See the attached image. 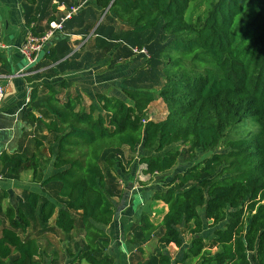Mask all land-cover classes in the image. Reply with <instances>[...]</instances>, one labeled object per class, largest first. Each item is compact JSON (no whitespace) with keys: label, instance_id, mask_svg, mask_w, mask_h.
Listing matches in <instances>:
<instances>
[{"label":"trees","instance_id":"trees-1","mask_svg":"<svg viewBox=\"0 0 264 264\" xmlns=\"http://www.w3.org/2000/svg\"><path fill=\"white\" fill-rule=\"evenodd\" d=\"M71 1L26 0V25L35 22L32 31L44 34L59 20L58 6L80 5ZM193 1L93 0L63 23L66 34L83 39L96 27L94 46L69 56L70 38H61L40 62L49 76L106 58L110 67L133 56L145 61L124 78L123 96L98 92L89 106L78 94L62 96L71 85L67 79L44 84L48 94L42 101L40 85L32 88L27 119L54 137L50 149L56 171L41 185L59 183L56 194L64 202L30 190L24 203L9 205V224L0 226V264H38L42 257L37 238L22 236L30 226L26 203L39 210L43 225L58 213L54 225L67 234L76 229L74 213L81 214L85 244L68 251L69 263L117 264L122 250L112 248L109 229L120 209L116 197H122L117 152L141 145L149 153L137 162L152 177L176 166L183 150L172 147L179 143L188 145V152L211 153L144 193L146 200L163 202L168 210L159 224L141 210L138 244L162 228L158 242L175 244L183 254L173 260L161 251L158 264L190 258H199V264H264V0H211L203 11ZM119 23L125 26L118 28ZM133 47H145L149 58L135 54ZM0 63H7L1 51ZM159 99L167 107L166 117L144 122L149 106ZM35 144L40 148L44 140L36 138ZM221 144L225 150L218 151ZM0 164L12 176L31 170L32 181L41 172L37 153L4 151ZM183 228L191 234L188 244ZM206 228H213L212 244L219 248L213 254L202 235Z\"/></svg>","mask_w":264,"mask_h":264},{"label":"crops","instance_id":"crops-1","mask_svg":"<svg viewBox=\"0 0 264 264\" xmlns=\"http://www.w3.org/2000/svg\"><path fill=\"white\" fill-rule=\"evenodd\" d=\"M6 1H8L9 3L3 6L0 5V12H6V14L9 15L14 14L15 10L21 12L22 21H20V23L22 24V26L21 28L19 27L18 19H13L12 21L10 19L9 22L11 21V24L5 26L4 29L2 28L0 29V43L7 46L5 49H0V51L2 52V56L7 59L6 65L0 63V71L5 76H8L6 78H3L2 80V84L4 85L6 92L3 100L0 102V154L4 151L10 154L12 153L23 154V151L27 146V142L36 136L34 134V130L38 127V122H32L28 120L27 113L31 108L28 105L31 97V90L34 86L40 85L39 84L40 79L43 78L54 79V81H49L47 83H53L55 85L58 84L61 79H67L71 81V85L67 89H64L62 96L64 97V95H66L67 93L78 94L84 98L85 105L89 106L95 94L98 92H106L110 95L119 96V97L123 96L122 88L124 86V78L131 75L136 68L141 66L144 63L145 58L138 59L137 56H133L127 59H122L118 61L113 67L109 66L106 58L99 63H95L93 65L92 64L87 65V67L67 69L65 70V72L61 74L58 71L56 72L57 73L56 75L47 77L45 71L48 67H42L40 64L41 61H44V54H45L44 52L41 54L38 63L31 65V67L28 68V72H32L31 75L28 76L19 75L17 73L23 67H25L27 63L25 58L19 52V47L23 43L25 36L27 34V30L29 28L26 25V19L24 13V4L26 0L24 1L22 0L21 2H17L16 0H12V1L6 0ZM2 2L4 1L0 0V4H2ZM84 2H93V0H88V1L83 0L81 4H83ZM65 8H66L65 4L58 6V12L56 13V16L59 17V20L64 16ZM46 22L47 20L45 19L42 22V25L45 26ZM36 25L37 23L34 22L30 28ZM118 25H119L118 28L124 27L122 23H119ZM48 29L49 28H47L46 31ZM95 29L96 27L85 38L84 44L81 46L80 49L75 46L74 42L77 39L79 40L83 39L82 35L74 34V33L66 34L64 31L57 32L55 34L54 38L51 40L52 43L51 45L55 46L56 43L61 38L67 36L70 38L68 45L71 48H73V50L75 49L74 52L81 53L82 51H88L93 48L94 43L93 45L90 44L88 45L86 43H89V41L92 38L94 39ZM70 55H72V53ZM110 55L111 54H109V56ZM77 61H81L80 58ZM55 70L57 71L58 69L55 68ZM38 75H40V77H38ZM56 77L57 80H55ZM40 90H41V86H40ZM160 101H162V99L156 100L153 103ZM151 105L149 106L148 110L151 108ZM35 113L38 116H41L43 114V111L36 110ZM165 117L166 115L163 118ZM43 134L46 135L47 132L43 130ZM3 169H4V165L0 164V180L2 181L7 180L8 185L0 187V204H1L0 214L5 213V210L9 205L17 207L20 204L24 203L25 202V199L23 198L24 192L26 191L29 192L30 190L28 189V185L31 182H36V181H32L31 170H25L16 176L15 175L12 176L10 174L9 176H7L5 175ZM122 173H124V171L120 169L118 174H121L120 175L121 177L118 179V181L121 180L123 181V184L121 186L123 196L120 198L119 197L116 198V200L120 204V209H119L120 211L118 212L117 219L110 225L109 229H110V234L112 236V248L116 249L117 251L120 248H122L124 252V247L126 248L125 246L126 244L123 246L121 245L120 247L119 243L123 242L122 236L126 235L127 237V234L131 230V226L139 221L140 213L142 210L138 205L136 206L137 208L135 210L134 203L132 205L129 204V200L132 199L131 191L136 192L142 187L143 189H145L150 187V185L147 184L146 186H138L139 187L138 188L134 183L135 181L132 183V181L135 179V176H133L132 173H124V174ZM16 178H18L19 181L16 180ZM44 188H46V186L41 185L42 191ZM138 196H140V193ZM150 203L153 204L162 203L166 207V209L164 208L165 209L164 213L168 210L167 205L164 204L163 202L155 203L150 201ZM26 216H28L27 218L29 219V214L26 213ZM51 222L52 221H50L49 224ZM55 228L58 229L56 226ZM38 229L43 230V232L39 234L38 231H35L34 227L31 224L27 229L26 233L22 235L24 236L29 235V237L37 238L39 246L42 250L41 259H43V262L41 264H55L54 260L52 261L49 256L50 253L49 249L53 248L52 244L50 243V241H48L49 239L47 238L45 242L47 246L44 245V239L42 238V236H46L49 234V230H48L49 228L39 227ZM24 236L23 238H25ZM150 240L151 239H149L148 241ZM146 242L140 244L137 243L136 245L145 244ZM185 242L186 244H188L187 241ZM173 245L177 249V246L175 244ZM41 259L37 258V260H41ZM65 262H67L66 264L69 263L68 260H64V263ZM56 263L60 264L58 261Z\"/></svg>","mask_w":264,"mask_h":264},{"label":"rangeland","instance_id":"rangeland-1","mask_svg":"<svg viewBox=\"0 0 264 264\" xmlns=\"http://www.w3.org/2000/svg\"><path fill=\"white\" fill-rule=\"evenodd\" d=\"M4 2H2V4H0L1 6L9 3L6 0H3ZM12 1V0H10ZM17 2H21L22 0H16ZM24 1V0H23ZM83 0H72L71 2H80L79 4H81ZM88 1V0H86ZM211 0H194L193 4H200V11H203L205 8L208 7L209 3ZM86 3L88 2H84V6L86 5ZM75 4V3H73ZM194 6V5H193ZM103 15V14H102ZM102 15L100 16V22H103V20L105 19L104 16L102 18ZM11 19V21L13 19H18L19 22V27L21 28L22 24L20 23L21 20V12L15 10L14 14H6V12H0V29H4L5 26L11 24V21L9 22V20ZM98 21V24L100 23ZM119 26V25H118ZM125 26V25H123ZM85 39H77L74 43L75 46L77 48H81V46L84 44ZM94 41L93 38L89 41V43L86 44H90L93 45ZM52 43H49V48L50 49L52 47L51 45ZM75 50V49H74ZM74 50L71 52L73 53ZM48 52V50L46 51ZM70 53V54H71ZM69 54V55H70ZM141 57H138V59H140ZM43 73V72H42ZM45 75V74H43ZM47 77H49L48 74H46ZM57 80V77L56 79ZM49 81H54V79H49V78H43L40 79L39 84L41 86V97L39 98L38 101H42L46 98L47 96V92L44 89V84L49 82ZM167 113V107L164 105L163 101L160 102H156L153 103L151 105V108L148 110V115L153 116L154 120H160L162 119ZM43 126L41 124H38V127L34 130V134L36 135L33 139H30V141L27 142V146L23 151V155L24 156H28L31 155L33 153H37L38 156H40L41 158V172L40 175L38 176V180L36 182H31L28 185V189L31 191H37V192H41L42 194H44L46 197H48L49 200H56L59 204L63 203L64 201H61L62 199L58 198L56 191L58 189V187L60 186L59 183L53 182L50 183L48 186H46V188L41 189V182L49 175H51L52 173H54L56 170H54V155L50 149V146H53V141H54V137L51 134H43ZM36 138H41L42 140H44V145L40 148H38L36 146ZM174 149H180L183 150V154L181 156V158L179 159L178 163L176 164V166H174L171 170L158 174L155 177H151L150 175H146L143 172V168H145L143 165H140L139 162H137L140 158V156L142 154H147L149 153L148 151H146L141 145L137 147V149L135 151H131L127 146H123L120 148V150L117 152L116 154V161L119 162V166L120 169L124 171V173H132L133 176H135V179L132 181V183L134 182L136 187L138 186H146L147 184L150 185V187L143 189V187L141 189H139L138 191H131L132 195H131V200H129V204H133L134 203V209L136 210V206H140L141 209H145L147 212L150 213L152 220L156 223L159 224L163 214H164V210L166 209V207L162 204V203H158V204H153L150 203V200H146V198L144 197V193L145 192H149V190L152 189H157L160 188L161 186H163L164 182H167L169 180H171V178L174 176L175 173L180 172L185 170L187 167H189L190 165H192L193 163L199 162L201 160H203L205 157L209 156L211 152L205 153L203 152L201 149H196L194 152H188V145H184L182 143L179 144H175L173 145ZM218 151H222L225 150V147L223 146V144L219 145L217 148ZM103 168L108 172L109 168H108V164H106L105 162H103L102 164ZM111 168V167H110ZM119 169V170H120ZM5 175L9 176V173L6 171L5 167L3 169ZM122 173V174H124ZM112 174L115 175V173L112 170ZM118 179L121 177V174H118ZM116 177V176H115ZM144 178V179H142ZM16 180L19 181L18 178H16ZM122 181V180H121ZM118 182V192H122L121 190V186L123 184V181ZM154 183V184H153ZM8 185V181H2L0 180V187L3 186H7ZM117 185V184H116ZM139 188V187H138ZM142 190V191H141ZM145 190V191H143ZM135 196H134V194ZM28 192H24L23 198L26 201V194ZM140 193V196H138ZM117 194V193H116ZM119 195V193H118ZM123 196V194L121 195ZM120 198V196H118ZM117 198V197H116ZM117 201V200H116ZM139 203V204H138ZM1 205V204H0ZM27 205V213L29 214V222L30 225L32 224V226L34 227L35 231H38L39 234H41L43 232V230L38 229L39 227L42 228H49V234L46 236H42V238L44 239V245L47 246V244L45 243L47 238L49 239L48 241H50V243L52 244L53 248H50V253L49 256L51 258V260L55 262V264H57L56 262L58 261L60 264H66L67 262L64 263V260H67L66 258H69V254L72 252L77 251L80 247H83L85 242H84V230L82 228L81 225V219L80 216L81 214L76 212L74 213L75 218H76V229L70 233H64L63 231H61L60 229H56L55 225H54V219L56 218V214L54 216V218L51 220L52 222L50 224H42L41 219V215L39 210H35L33 208H30ZM118 206H119V202H118ZM165 208V209H164ZM1 211V210H0ZM6 211V210H5ZM120 211V210H119ZM40 216V217H39ZM9 224V220L6 216L5 213L0 214V226L4 227L6 225ZM192 225V224H191ZM190 225V226H191ZM162 232V228H159V230L157 231V234L155 236H153L151 238L150 241L146 242L145 244H141V245H136L137 243H139L140 241V236H139V227L137 223H134L131 226V230L129 231V233L123 237V242L119 243L120 247L121 245H125L126 248L124 247V252L122 250V248H120V250H122V254L119 257V262H117V264H158V256L159 253L161 251H165L168 252L170 254V256L172 257L173 260H176L177 258H181L182 254H183V249H180L173 245H163L160 244L158 242V238H159V234ZM183 232H184V236H185V241H187V243H190L191 240V234L188 230V228H183ZM1 234V232H0ZM138 234V235H137ZM205 238H206V247H207V252L208 253H215L219 250L218 247H215L212 244V236H213V228H206L203 231L202 234ZM24 236V235H22ZM29 236V235H28ZM139 239V240H138ZM46 250V249H45ZM66 250V251H65ZM69 251V254H68ZM57 252V253H55ZM55 253V254H54ZM116 256V255H115ZM110 259L111 261L115 262L117 259L113 256L110 255ZM118 261V260H117ZM43 259L38 260V263H42ZM86 263V262H84ZM200 260L199 258H190L187 259L186 261H182L179 262L177 264H199ZM68 264H78V263H68ZM257 264V263H254Z\"/></svg>","mask_w":264,"mask_h":264},{"label":"built area","instance_id":"built-area-1","mask_svg":"<svg viewBox=\"0 0 264 264\" xmlns=\"http://www.w3.org/2000/svg\"><path fill=\"white\" fill-rule=\"evenodd\" d=\"M82 5L84 4L73 5L68 9L65 8L64 16L59 21L51 22L49 29L44 34H35L30 27L28 28L25 39L19 47V52L25 58L27 63L26 66L23 67L17 74L22 76H28L32 74V72H28V68L31 67V65L38 63L41 54L48 50V45L51 43V40L54 38L55 34L57 32L63 31V23L76 14ZM6 47V45L0 43V49H5ZM132 51L135 54H144L146 58H149V53L145 47H133ZM6 77L8 76H5L0 71V102L3 100L6 92L5 87L2 84L3 78ZM150 119H153V116L149 115L145 118L144 122Z\"/></svg>","mask_w":264,"mask_h":264},{"label":"water","instance_id":"water-1","mask_svg":"<svg viewBox=\"0 0 264 264\" xmlns=\"http://www.w3.org/2000/svg\"><path fill=\"white\" fill-rule=\"evenodd\" d=\"M106 13V12H105ZM105 13L103 14V16L105 15ZM103 16H102V18H103Z\"/></svg>","mask_w":264,"mask_h":264}]
</instances>
